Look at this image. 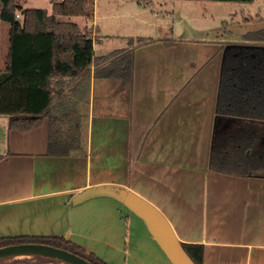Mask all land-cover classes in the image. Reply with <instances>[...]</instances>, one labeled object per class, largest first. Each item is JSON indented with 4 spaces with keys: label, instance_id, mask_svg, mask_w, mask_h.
I'll use <instances>...</instances> for the list:
<instances>
[{
    "label": "crops",
    "instance_id": "obj_1",
    "mask_svg": "<svg viewBox=\"0 0 264 264\" xmlns=\"http://www.w3.org/2000/svg\"><path fill=\"white\" fill-rule=\"evenodd\" d=\"M172 7L151 15L140 3L127 14L94 0L92 17H61L94 38L89 76L61 87L83 119L85 151L50 154L49 116L20 131L0 114V238L64 237L107 264H196L183 244L203 248L201 264H264V171L240 176L211 164L217 134L240 142L264 135L263 122L217 113L225 49L249 43L253 31L230 39L225 20L185 32L182 9ZM118 16L139 27L105 22ZM138 37L152 40L133 47L128 89L107 72ZM6 38L0 75L11 40V24L0 17V44ZM115 39L122 46L109 47Z\"/></svg>",
    "mask_w": 264,
    "mask_h": 264
},
{
    "label": "trees",
    "instance_id": "obj_2",
    "mask_svg": "<svg viewBox=\"0 0 264 264\" xmlns=\"http://www.w3.org/2000/svg\"><path fill=\"white\" fill-rule=\"evenodd\" d=\"M1 1L0 17L11 24V40L7 69L0 75V114L9 115L10 128L20 131L32 130L44 116H49V153L64 155L79 150L84 153L83 119L73 116L75 110L68 108L67 102L74 98H65L61 87L65 82L71 83L89 76L94 62V38L77 23L63 21L61 17H92L94 0H52L53 11L50 15L45 9L24 8L19 0ZM151 40L145 37L130 39L132 49L117 52L120 57L115 65H109L108 77L118 78L131 89L133 47ZM245 40L249 43L231 45L225 49L217 113L264 123V28L247 33ZM54 80L57 84L61 83L57 89L53 85ZM56 99L59 100L55 103ZM2 157L0 154V159ZM211 164L214 169L240 176L264 171V135L261 140H253L249 136V139L240 142L234 139L232 133L223 136L217 134ZM20 243L48 244L73 252L94 264H107L86 247L64 237L0 238V248ZM183 248L196 264H201V246H195L194 251L184 244Z\"/></svg>",
    "mask_w": 264,
    "mask_h": 264
},
{
    "label": "rangeland",
    "instance_id": "obj_3",
    "mask_svg": "<svg viewBox=\"0 0 264 264\" xmlns=\"http://www.w3.org/2000/svg\"><path fill=\"white\" fill-rule=\"evenodd\" d=\"M103 3L104 8L114 9V11H122L130 14L138 5H146L149 14L161 15L168 8H173L172 6H178L182 9V12L179 14L183 15L185 18L184 25L188 27V31L193 32V25H196L197 22L205 24L209 27H222L223 21L229 25H226L222 29V32H225V36L235 40V38H241L248 31H257L264 28V0H254L253 2H223V1H211V0H144L148 2H140V0H131L129 3H126L125 0H110V4L107 3V0H100ZM163 1H166V6L163 5ZM146 3V4H145ZM21 4L26 8H41L46 10H51L50 0H21ZM163 5V7H162ZM127 6V7H126ZM165 6V7H164ZM101 7V6H100ZM99 7V8H100ZM124 7V8H123ZM2 9V1L0 0V12ZM184 10V12H183ZM124 14V13H123ZM148 14V15H149ZM209 16V21L199 20L197 17ZM125 16V14H124ZM117 17L106 19L105 22L110 27L117 25V23L125 22L123 29L134 27H139L134 21V19H129L126 17ZM156 18V16H154ZM65 20H80V17L71 16V17H62ZM153 18V17H152ZM21 19V18H20ZM251 19V20H247ZM113 21V24L111 22ZM130 21V26L129 25ZM208 22V23H207ZM128 23V25H127ZM122 28V27H121ZM147 32H154L153 27H149ZM187 35V34H186ZM121 40H123L121 38ZM121 40L115 39L107 43L109 47L117 48L122 46L123 42ZM9 47L8 39H3L0 44V61L3 56V51L5 48ZM120 84V82H119ZM0 264H66L58 260H51L43 257L37 256H19V257H10L3 260H0Z\"/></svg>",
    "mask_w": 264,
    "mask_h": 264
},
{
    "label": "water",
    "instance_id": "obj_4",
    "mask_svg": "<svg viewBox=\"0 0 264 264\" xmlns=\"http://www.w3.org/2000/svg\"><path fill=\"white\" fill-rule=\"evenodd\" d=\"M19 256L43 257L66 264H94L73 252L48 244L20 243L0 248V260Z\"/></svg>",
    "mask_w": 264,
    "mask_h": 264
},
{
    "label": "built area",
    "instance_id": "obj_5",
    "mask_svg": "<svg viewBox=\"0 0 264 264\" xmlns=\"http://www.w3.org/2000/svg\"><path fill=\"white\" fill-rule=\"evenodd\" d=\"M21 15L20 14H17V17L19 18Z\"/></svg>",
    "mask_w": 264,
    "mask_h": 264
}]
</instances>
